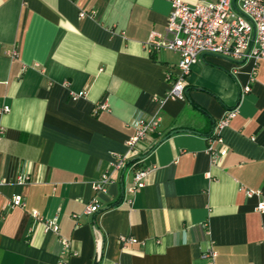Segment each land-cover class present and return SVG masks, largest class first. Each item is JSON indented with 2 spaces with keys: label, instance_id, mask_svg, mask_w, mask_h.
Instances as JSON below:
<instances>
[{
  "label": "crops",
  "instance_id": "obj_1",
  "mask_svg": "<svg viewBox=\"0 0 264 264\" xmlns=\"http://www.w3.org/2000/svg\"><path fill=\"white\" fill-rule=\"evenodd\" d=\"M169 11V0H0V264H208L209 248L214 264L264 263V59L199 57L183 95L165 99L179 55L145 42ZM233 107L211 164L204 139ZM138 116H157V129L113 169ZM14 194L24 207H8ZM94 195L101 209L83 214ZM120 235L137 241L122 247Z\"/></svg>",
  "mask_w": 264,
  "mask_h": 264
},
{
  "label": "built area",
  "instance_id": "obj_2",
  "mask_svg": "<svg viewBox=\"0 0 264 264\" xmlns=\"http://www.w3.org/2000/svg\"><path fill=\"white\" fill-rule=\"evenodd\" d=\"M235 0H212L198 1L195 4H187L183 0H169L170 11L167 16L166 25L163 32H149L145 42V48H163L172 50L179 55L176 65V74L171 75L166 72V80L169 83L164 98L181 97L184 89V77L188 74L191 65L199 61V57L204 55L218 56L232 61L234 64H240L251 61L255 67L259 60L264 59V0H238V6ZM11 57L16 56V52L10 51ZM255 70V69H254ZM254 70H252L250 81L253 80ZM249 85L243 88V92L249 91ZM84 91L70 92L72 99L84 96ZM106 103L100 108L104 109ZM4 107L3 110H7ZM237 114V107L227 109L224 115L216 121L210 135L204 140L207 143V153L209 154L211 164H217L223 151L216 149L215 144L222 143L221 130L226 127L229 121ZM158 117L152 116L144 119L138 116L133 121V134L127 138V152L123 155H117L113 164V169H122L126 162L136 157L137 145L149 134L157 129ZM150 168L143 167L136 169L132 176V183L128 188L129 197L126 202L132 204L133 196L146 184V176ZM29 180L26 174H20L17 177V183H24ZM110 172L105 171L93 183L95 193L105 190L110 182ZM247 197L259 195L258 190L246 189ZM9 208L24 207L25 202L20 194H14L6 202ZM101 209V205L94 195L89 203L84 207L83 214L92 215ZM259 211H264V201L257 205ZM30 215L35 220H41L37 211H31ZM76 216V215H75ZM45 228L53 233L58 232V225L54 219H45L43 221ZM62 248L69 250L67 239H60ZM137 240L134 237L119 236L121 246L127 243H133ZM216 252L209 248L205 250L202 257L207 259L208 264H214ZM60 264H66L61 260ZM254 264V263H249ZM264 264V263H262Z\"/></svg>",
  "mask_w": 264,
  "mask_h": 264
},
{
  "label": "trees",
  "instance_id": "obj_3",
  "mask_svg": "<svg viewBox=\"0 0 264 264\" xmlns=\"http://www.w3.org/2000/svg\"><path fill=\"white\" fill-rule=\"evenodd\" d=\"M211 132H212V131H211ZM210 134H211V133H210ZM210 134H208V135H210ZM208 135H206V136H208ZM128 163H130V162H128ZM128 163H127V164H128Z\"/></svg>",
  "mask_w": 264,
  "mask_h": 264
},
{
  "label": "water",
  "instance_id": "obj_4",
  "mask_svg": "<svg viewBox=\"0 0 264 264\" xmlns=\"http://www.w3.org/2000/svg\"><path fill=\"white\" fill-rule=\"evenodd\" d=\"M222 58V57H221ZM224 59H226V58H224Z\"/></svg>",
  "mask_w": 264,
  "mask_h": 264
}]
</instances>
